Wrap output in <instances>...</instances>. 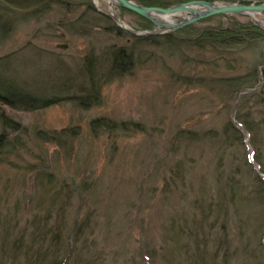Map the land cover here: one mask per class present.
I'll return each instance as SVG.
<instances>
[{"label": "rangeland", "instance_id": "obj_1", "mask_svg": "<svg viewBox=\"0 0 264 264\" xmlns=\"http://www.w3.org/2000/svg\"><path fill=\"white\" fill-rule=\"evenodd\" d=\"M39 1L0 0V76L55 100H0V264H264V30L214 42L249 16L164 32L110 0Z\"/></svg>", "mask_w": 264, "mask_h": 264}, {"label": "trees", "instance_id": "obj_2", "mask_svg": "<svg viewBox=\"0 0 264 264\" xmlns=\"http://www.w3.org/2000/svg\"><path fill=\"white\" fill-rule=\"evenodd\" d=\"M3 1H5L7 3H17V4H20V6H22V7L30 8L36 4V1H39V0H3ZM158 1L160 2L159 4H162V5L166 4L168 1H169V3L171 2L170 4L183 2L181 0H158ZM158 1L156 3H158ZM172 1H174V2H172ZM229 1L230 0H228V2ZM248 1H250V0H242L241 2H248ZM88 8L91 9L92 11H95L94 7H92L91 5ZM218 17L228 18V17H231V15H222V16H218ZM232 17H235V15H232ZM112 27H114V26H112ZM112 30L115 31V28H113ZM260 31L262 32V29L251 24V22L236 23L233 19V21H230V22L227 21L225 26L223 25V26L211 27V28H207V30L204 29V31L200 34V36L204 35L206 38L208 37V38L214 39V42H217L218 40L221 42V41H228L229 39L232 40L233 34L224 35V33L237 32L238 35H250L251 34V35H255V36L257 35L258 36L261 33ZM221 35H223V36H221ZM261 35H263V34H261ZM204 36L202 38H204ZM133 37L135 38L136 41H140V42L141 41L147 42L148 40L154 38L150 35L145 36V37L138 36L140 38H137V36H133ZM163 41L169 42V39H165ZM131 61H132L131 54L126 53L123 48L122 49L119 48V50L117 51V54L115 55V58H114V65L117 66L118 68H121V69L122 68L128 69V68H130ZM251 73L252 74L254 73L253 78H250V79L243 78L246 81L245 80L242 81L241 80L242 78H232L231 80L229 79V80L225 81L226 86H228V87L234 86L236 91L239 90V88H240V90H242L241 88L254 86V84L248 83L247 81H250L251 79L256 80V78H258L259 76L255 72H251ZM262 73L264 76V69L262 70ZM6 80L0 76V100L2 102H5V103L10 104V105H18L19 107L23 106L27 109H36V108L44 107V106L48 105L49 103H53L55 101V100L48 101V99H44V98H42V96L29 94V93H27V91L25 92L21 87H18L16 85V83L13 82L12 80H10V79H8V81H6ZM3 121L5 124L8 123V121H6V120H3ZM95 123L97 125L102 124L103 126L108 125V123L105 122L104 120H103V123H100L98 120L97 121H91V124H95ZM110 124H111V122H110ZM111 125H113V124H111ZM235 135H237L239 137V139L241 140L242 134L240 131L236 132Z\"/></svg>", "mask_w": 264, "mask_h": 264}, {"label": "water", "instance_id": "obj_3", "mask_svg": "<svg viewBox=\"0 0 264 264\" xmlns=\"http://www.w3.org/2000/svg\"><path fill=\"white\" fill-rule=\"evenodd\" d=\"M116 5L120 7L132 11L133 13L142 16L151 20L157 26L164 25L166 28L164 32L179 29L183 26L191 24L195 21H199L211 16L215 15H223V14H242L249 16L252 23L264 30V26L258 22L257 19L254 18V13H259L264 11V0L258 3H243V2H216V1H209V0H190L187 2L177 3L168 8L162 7H151V6H144L142 4L132 2L130 0H110ZM178 12L188 13L189 15L181 22L172 24L166 21H156L152 15L154 13H161L165 15H174ZM108 15L118 24V26L122 27L124 30L132 33L134 35H145L151 34L155 32H144L139 33L133 30H128L126 27L122 26L121 23H118L120 20L114 16L112 13H108ZM121 22V21H120ZM161 27V26H159ZM62 48L66 47V44L60 45Z\"/></svg>", "mask_w": 264, "mask_h": 264}, {"label": "bare ground", "instance_id": "obj_4", "mask_svg": "<svg viewBox=\"0 0 264 264\" xmlns=\"http://www.w3.org/2000/svg\"><path fill=\"white\" fill-rule=\"evenodd\" d=\"M129 11V10H128ZM130 12H132V11H130ZM133 13V12H132ZM179 13V12H178ZM177 14V13H176ZM187 14V16L189 15L188 13H186ZM152 17L156 20V21H166V22H170L171 23V21H170V17L168 16V15H165V14H161V13H154V15H152ZM209 18V17H208ZM205 19H207V18H205ZM118 23H121L122 24V26H124V27H126V29H130L126 24H124L122 21L120 22H118ZM172 24H176V23H172ZM159 26H161L162 27V29H165L166 27L163 25H159ZM131 30V29H130ZM170 31H173V30H170ZM245 129H247L246 127H245ZM247 131H248V129H247ZM243 133H244V135H246V131L245 130H243L242 131Z\"/></svg>", "mask_w": 264, "mask_h": 264}]
</instances>
